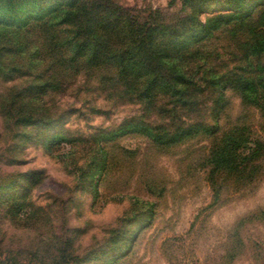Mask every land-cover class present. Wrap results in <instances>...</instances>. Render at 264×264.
Segmentation results:
<instances>
[{"label":"rangeland","instance_id":"obj_1","mask_svg":"<svg viewBox=\"0 0 264 264\" xmlns=\"http://www.w3.org/2000/svg\"><path fill=\"white\" fill-rule=\"evenodd\" d=\"M115 1L143 20L158 12L169 23L188 12L182 0ZM218 48L222 65H231L234 46L221 41ZM226 97L220 118L210 116L205 102L192 121L221 130L246 126L264 140L260 111L234 91ZM51 103L57 121L29 128L26 138L12 139L0 120V157L17 161L1 164V172L19 178L41 171L43 178L30 194V222L14 223L0 212L4 254L54 264L66 241V252L80 257L74 264H264V158L248 180L213 179L212 133L158 144L125 125L142 115L160 119L94 81L79 79Z\"/></svg>","mask_w":264,"mask_h":264},{"label":"trees","instance_id":"obj_2","mask_svg":"<svg viewBox=\"0 0 264 264\" xmlns=\"http://www.w3.org/2000/svg\"><path fill=\"white\" fill-rule=\"evenodd\" d=\"M182 3L188 12L166 23L158 12L143 20L115 0H0V120L5 133L26 138L29 128L56 122L52 96L79 79L94 81L101 91L136 101L143 113L161 121L142 115L125 129L158 144L212 133L210 177L252 178L264 158V140L246 126L221 130L192 117L207 102L210 116L220 118L231 90L264 119V0ZM210 7L216 11L202 18L200 12ZM221 41L234 46L231 65H222ZM1 164L17 161L11 154L0 157ZM12 173L0 168V212L14 223H28L35 218L30 194L42 182V172L27 171L19 178ZM66 243L54 264L80 259L66 252ZM0 264L36 263L4 254L0 246Z\"/></svg>","mask_w":264,"mask_h":264}]
</instances>
